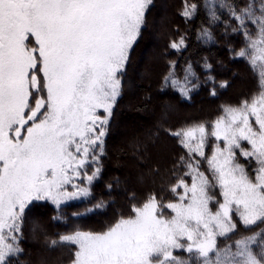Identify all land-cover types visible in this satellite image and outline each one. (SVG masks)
<instances>
[{
  "label": "snow or ice",
  "instance_id": "snow-or-ice-1",
  "mask_svg": "<svg viewBox=\"0 0 264 264\" xmlns=\"http://www.w3.org/2000/svg\"><path fill=\"white\" fill-rule=\"evenodd\" d=\"M151 3L0 0V264L21 251L16 234L32 201L59 206L89 194L73 181L94 179L82 170L97 158L120 74ZM231 15L241 29L256 27L254 38L244 31L246 48L238 55L256 73L260 91L225 108L210 132L201 124L173 134L190 155L204 158L212 179L200 171L199 160L188 162L191 183L179 179L172 186L175 202L152 195L105 231L62 236L76 246L72 264H185L173 255L176 249L193 254L198 264H264V235L217 246L218 237L231 238L236 229L233 213L244 225L264 222V4L233 7ZM181 45L183 40L172 47ZM100 109L107 116L98 115ZM209 136L215 143L205 157ZM245 142L249 147H242ZM237 151L254 165L252 175Z\"/></svg>",
  "mask_w": 264,
  "mask_h": 264
},
{
  "label": "trees",
  "instance_id": "trees-1",
  "mask_svg": "<svg viewBox=\"0 0 264 264\" xmlns=\"http://www.w3.org/2000/svg\"><path fill=\"white\" fill-rule=\"evenodd\" d=\"M254 2L152 0L120 74V94L104 125L97 158H90V167L82 170L94 176L89 194L59 206L50 200L32 201L16 234L21 251L9 257L10 264H72L76 246L62 236L105 231L152 195L164 204L175 202L172 186L179 179L190 184L186 164L198 157L173 134L196 124L210 132L225 108L239 106L260 91L256 73L238 55L246 48L244 31L253 34L256 27L248 23L241 29L231 15L233 7L239 11ZM186 8L192 9L188 16ZM181 40L183 45L172 47ZM207 144L209 156L214 138L209 136ZM200 171L212 178L204 161ZM254 233L264 235V222L240 227L223 244Z\"/></svg>",
  "mask_w": 264,
  "mask_h": 264
},
{
  "label": "rangeland",
  "instance_id": "rangeland-1",
  "mask_svg": "<svg viewBox=\"0 0 264 264\" xmlns=\"http://www.w3.org/2000/svg\"><path fill=\"white\" fill-rule=\"evenodd\" d=\"M262 4H264V1L260 2V1L255 0V2L253 3V5H254V7H255L256 9H260V7H261ZM256 15H260L259 11L256 12ZM252 35H253V38H254V36H255V32H254ZM228 107H238V106L231 105V106H228ZM228 107H227V108H228ZM101 111H104V110H103V109H100V110L98 111V115H100L99 112H101ZM224 115H225V113H224L222 116H224ZM100 116L102 117V115H100ZM102 118H103V117H102ZM196 125H200V124H196ZM196 125H193V126H196ZM193 126H190V127H193ZM190 127H188V128H190ZM186 129H187V127L184 128L183 130H186ZM213 138H214V137H213ZM214 143H215V138H214ZM219 143H220V146L223 147V143H222V142H219ZM207 146H208V144H206L204 151H206ZM213 146H214V144H213ZM213 146L211 147L210 154H211V152H212V148H213ZM242 147L247 148V147H249V146H248L247 143L245 142V143H242ZM196 156H197V155H196ZM197 157H198L197 160H199V161H204V158H203V160H202L201 157H199V156H197ZM205 157H208V156L205 155ZM237 160H238L239 163H241V164H243V165L245 166V168L249 171V174L251 175L252 167H254V166L250 167L249 164H248V162H247L243 157L240 156L239 151H237ZM244 161H245V162H244ZM250 169H251V170H250ZM202 172H203V171H202ZM204 173H205V172H204ZM205 175H207V174L205 173ZM82 178H83V176H82L81 178H78V179L74 180L73 183L76 184V185L79 186V187H87L88 190H89V192H90V183H88L87 186H85V184L87 183V182H86L87 179L85 178V182H81V179H82ZM211 179H212V178H210L209 180H211ZM190 183H191V182H190ZM67 190L70 191V192H71V191H75V189L72 188L71 186H68V187H67ZM217 193H218V190H217ZM85 196H86V195H80V196H76V197H74V198H72V199H69V200H70V201H71V200H75V199L77 200V199L83 198V197H85ZM215 198H216L217 200H220V199H221V197L219 196V193H218L217 195H215ZM69 200H68V201H69ZM66 201H67V200H66ZM64 202H65V201H64ZM210 207H212V208H213V211H215V205H214V206L210 205ZM233 222L236 224V229H235L234 232L229 233V237L234 236V233L237 232V230L240 229V227H250V226L255 225V224H256L257 222H259V221H257L255 224H252V225H244V224L240 221L239 217L236 216L235 213H233ZM84 232H86V231H84ZM72 234H74V233H72ZM70 235H71V234H70ZM252 235H257V234L254 233V234H251V235H249V236H252ZM235 237H236V236H235ZM245 237H248V236H244V237H242V238H245ZM233 238H234V237H233ZM242 238H240V239H242ZM226 239L230 240L231 238H228V237H218V238H217V246L220 247V248H224V247L229 246V245H234V243H235L234 241H233V242H230V243H228V244H227V243H226V244H223V241H226ZM237 240H239V239H236V241H237ZM230 241H231V240H230ZM233 250H235V249H233ZM173 255H174L175 257H177L178 260L184 261L185 264H194V262H196V264H198V261H197L196 257H195L193 254L188 253V252L185 251L184 249H176V250H174Z\"/></svg>",
  "mask_w": 264,
  "mask_h": 264
}]
</instances>
